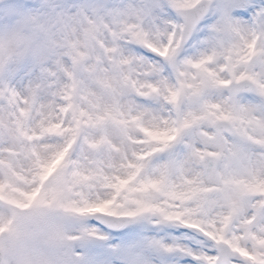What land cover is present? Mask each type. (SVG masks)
I'll return each instance as SVG.
<instances>
[{"label": "snow or ice", "instance_id": "1", "mask_svg": "<svg viewBox=\"0 0 264 264\" xmlns=\"http://www.w3.org/2000/svg\"><path fill=\"white\" fill-rule=\"evenodd\" d=\"M17 246L264 264V0H0V264Z\"/></svg>", "mask_w": 264, "mask_h": 264}, {"label": "clouds", "instance_id": "2", "mask_svg": "<svg viewBox=\"0 0 264 264\" xmlns=\"http://www.w3.org/2000/svg\"><path fill=\"white\" fill-rule=\"evenodd\" d=\"M49 225L45 224L42 225V234L46 235L47 231H48ZM41 249L44 252H49L50 251V247L48 245V243L44 240L41 241V245H40ZM28 254H27V250L23 247V246H17L16 249V264H29L28 258H27ZM43 260V257H40L36 264H40V261Z\"/></svg>", "mask_w": 264, "mask_h": 264}]
</instances>
